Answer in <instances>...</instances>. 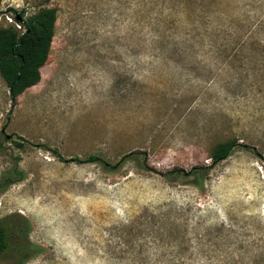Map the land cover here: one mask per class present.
Here are the masks:
<instances>
[{
    "label": "rangeland",
    "instance_id": "rangeland-1",
    "mask_svg": "<svg viewBox=\"0 0 264 264\" xmlns=\"http://www.w3.org/2000/svg\"><path fill=\"white\" fill-rule=\"evenodd\" d=\"M40 7V80L10 100L0 76V173L25 172L0 217L29 220L24 264H168L165 244L264 264V0H0V27Z\"/></svg>",
    "mask_w": 264,
    "mask_h": 264
},
{
    "label": "trees",
    "instance_id": "trees-1",
    "mask_svg": "<svg viewBox=\"0 0 264 264\" xmlns=\"http://www.w3.org/2000/svg\"><path fill=\"white\" fill-rule=\"evenodd\" d=\"M14 20L23 30L14 26L0 27V76L5 81L10 100L40 80V68L48 58L54 35L56 10L52 7H40L26 18L22 11L16 13ZM17 144L22 145V142ZM236 146L241 144L235 139L216 143L210 153L211 164L207 167L225 159ZM2 151L0 141V152ZM90 159L93 160L94 157L90 156ZM203 168H192L190 173L198 177ZM179 171L182 170L174 169L166 174L172 175ZM24 176L25 172L19 167V156H13L11 164L0 173V193L21 181ZM30 227L29 220L19 212H10L0 217V258L8 259L10 264H24L33 256L38 246L29 239ZM212 245L214 248V244ZM165 247V253L170 259L168 264H176L174 261L190 249L188 244H165ZM197 247L204 251L203 244H197ZM209 249L212 251V247L208 246V263L211 261Z\"/></svg>",
    "mask_w": 264,
    "mask_h": 264
},
{
    "label": "water",
    "instance_id": "water-1",
    "mask_svg": "<svg viewBox=\"0 0 264 264\" xmlns=\"http://www.w3.org/2000/svg\"><path fill=\"white\" fill-rule=\"evenodd\" d=\"M8 137H9V136H8ZM129 154H130V153H129ZM129 154H128V155H129ZM73 160H74V159H65L64 161H65V162H68V161H73ZM94 160H96V161H97V160H98V158H97V157H95V158H94ZM77 161H80V160H77ZM117 165H118V164H115V165H113L112 167H116Z\"/></svg>",
    "mask_w": 264,
    "mask_h": 264
},
{
    "label": "built area",
    "instance_id": "built-area-1",
    "mask_svg": "<svg viewBox=\"0 0 264 264\" xmlns=\"http://www.w3.org/2000/svg\"><path fill=\"white\" fill-rule=\"evenodd\" d=\"M17 27L20 28V25L17 23Z\"/></svg>",
    "mask_w": 264,
    "mask_h": 264
}]
</instances>
